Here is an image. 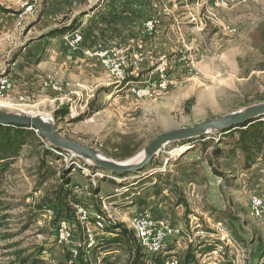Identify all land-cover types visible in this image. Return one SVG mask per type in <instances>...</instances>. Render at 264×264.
I'll return each instance as SVG.
<instances>
[{
    "label": "rangeland",
    "instance_id": "1",
    "mask_svg": "<svg viewBox=\"0 0 264 264\" xmlns=\"http://www.w3.org/2000/svg\"><path fill=\"white\" fill-rule=\"evenodd\" d=\"M215 1L138 0L146 12L150 11L157 27L169 30L176 51L167 56L168 62L177 54L183 65L179 71L166 64L168 77L177 76H173L174 80L170 78L176 84L165 91L155 88L159 77H152L147 83L153 87V94L139 100L128 90L125 81L112 80V95L111 90L103 89L91 100L93 108L102 106L101 112L81 121L76 120L78 116L55 120L53 115L44 114L32 101H27L30 99L10 100L0 96V108L29 116L48 115L57 124L61 136L123 162L139 155L162 132L194 126L264 103V0H246L227 8L215 6ZM46 2L0 0V11L9 8L27 11L20 22L26 29ZM84 3L87 0L72 5L70 10L80 9ZM68 16L61 17L57 23ZM140 75L139 72L138 77L126 81L141 84ZM192 98V104H185ZM220 136L209 134L205 138L208 145L205 150L201 142L204 140L168 145L144 170L123 178L90 169L84 160L71 155L63 157L53 152L57 156H46L45 166L56 174L42 180L37 160L40 149L34 145L24 147L3 187L1 201L11 208L0 211V259L5 264H19L21 257L42 251L45 264L78 263L70 251L83 244L82 250L86 252L87 238L82 237L76 214L66 215L65 209L54 200L62 182L60 178L65 175L70 180L66 188L91 215L102 213L106 222L124 223L128 228L138 212L127 208L133 206L132 202L155 195L152 185L158 177L166 179V186L163 181L158 182L161 199L172 210L171 219L180 223L179 228L190 232V225H200L211 232L221 223L230 230L236 243L230 249L228 262L262 264L264 221L252 217L249 200L252 195L264 198V162L258 160L245 170L240 160L229 157L214 160L210 166L207 159ZM179 147L180 151L173 153ZM97 172L99 176L94 174ZM63 221L73 222L70 227L73 238L66 243L58 240V227ZM110 239L106 236L95 243L96 247L89 248L87 256L92 264H97L99 256L100 264H131L133 256L125 250V242L115 245L108 242ZM100 247L115 250L106 253ZM195 249L204 253L209 247ZM185 251H179L180 259ZM199 257L197 252V260Z\"/></svg>",
    "mask_w": 264,
    "mask_h": 264
},
{
    "label": "crops",
    "instance_id": "2",
    "mask_svg": "<svg viewBox=\"0 0 264 264\" xmlns=\"http://www.w3.org/2000/svg\"><path fill=\"white\" fill-rule=\"evenodd\" d=\"M46 1L45 8L26 29L20 22L27 11L15 8L6 9L9 12L0 11V75L5 74L12 84L7 99H30L27 101H32L48 115L64 107L67 114L58 116L57 120L62 117L66 120L69 107L73 106L78 114L76 120L81 121L97 92L106 89L113 94V78L99 57L91 56L96 51L110 50L121 55L139 52L141 82L157 78L156 70L150 69L157 63H169L170 68L179 71L183 68L177 54L168 62L167 56L176 49L173 51L166 27L158 25L156 34L147 36L145 23L151 19V13L146 12L138 0H87L80 9L72 11L71 0ZM64 16L68 18L58 24L57 20ZM74 31H80L84 39L78 49L72 50L63 36ZM139 72L131 78L138 77ZM173 76L177 75L170 77L174 80ZM47 79L62 85L64 92L42 88L43 80ZM161 196L149 195L143 200L144 204H133L127 209L138 212L137 215L149 213L155 220L180 227L176 219H171L172 210ZM90 228L98 240L108 235ZM87 255L83 257L85 260L90 259ZM96 263H101V256L96 258Z\"/></svg>",
    "mask_w": 264,
    "mask_h": 264
},
{
    "label": "built area",
    "instance_id": "3",
    "mask_svg": "<svg viewBox=\"0 0 264 264\" xmlns=\"http://www.w3.org/2000/svg\"><path fill=\"white\" fill-rule=\"evenodd\" d=\"M85 0H71L73 6L79 5ZM246 0H216L214 5L217 7L227 8L237 4L245 3ZM30 8V7H29ZM156 21L149 19L145 23V31L148 37L156 34ZM83 34L80 31H74L63 36L69 48L72 50L78 49L83 42ZM90 54V52H87ZM91 56L99 57L102 65L108 71L116 83H123L128 86V90L135 95L139 100L151 96L154 92L153 87L147 81L141 84L131 83L126 81L129 77L138 74L141 67V54L132 52L129 55H121L120 53L104 50L96 51ZM159 77V84L155 86L160 91H165L170 85H175L167 75L166 64L163 62L155 68ZM42 88H50L55 92H64V87L52 80H43ZM12 84L5 74L0 75V96L4 97L11 91ZM23 99V98H21ZM78 114L73 106L69 107L68 117L74 119ZM264 121V118L261 120ZM50 150L57 155L65 157L71 155L74 159L80 160L75 155L69 152H60L53 148ZM89 165V164H88ZM90 169L94 168L90 165ZM95 170V169H94ZM96 176L100 173H94ZM250 213L253 218L262 220L264 218V198L260 195H252L249 200ZM75 214L78 224L82 226V237L87 238L86 249L82 250L83 244H77L76 248L72 249L71 257L76 258L81 253L88 254L89 248L93 247L99 237L92 232H103L106 224L102 213L96 212L93 215L88 209L82 205L75 206ZM73 222L63 221L58 227V240L65 243L73 238V231L70 227ZM130 229L133 232L136 243L142 248L143 261L145 264H153V259L157 256L164 257V264H180L179 251L186 250L189 246L193 247H209V249L200 255L198 264H233L229 263L230 249L236 246L235 240L224 225L217 223L210 231H205L200 225H190V232L183 231L181 228L171 225L165 220H155L149 213L136 215L131 219ZM97 262H100L98 260ZM0 264H5L0 259Z\"/></svg>",
    "mask_w": 264,
    "mask_h": 264
},
{
    "label": "trees",
    "instance_id": "4",
    "mask_svg": "<svg viewBox=\"0 0 264 264\" xmlns=\"http://www.w3.org/2000/svg\"><path fill=\"white\" fill-rule=\"evenodd\" d=\"M4 12L9 11L4 10ZM193 102L194 99L192 98L186 100L185 104L190 105ZM92 105L93 101L88 103V110L82 118L102 109V106L93 108ZM66 114L67 111L63 107L62 109L56 110L53 117L57 120L58 116H65ZM205 138L206 137L202 138L204 141L200 140L202 142V150H205L208 147ZM226 138H228V140ZM221 144H224V146L221 147ZM28 145H34V147L40 149V155L37 160L39 163V173L41 170V179L47 180L48 177L56 174L55 171L45 166V157L48 155L52 156L54 154L50 150V147L37 135V133H35V131L22 127L4 126L0 124V211H6L11 208L10 205H6L1 201L5 179L12 173V167L17 162L22 149ZM229 157L240 160L241 168L245 170L249 169L258 160L264 162V121L257 120L251 122L250 124L240 126L238 129L230 130L229 132L221 134L211 152V156L207 159V161L211 166L213 165L214 160L216 161L218 159ZM92 169L94 170L95 168ZM64 176L65 175H62L60 178L62 182L54 193V200L60 208L65 209L66 215L70 214V212L75 214V208L72 209V205L78 206L80 205V202L77 197L73 195L72 191L66 188V186L70 184V180L65 179ZM113 176L118 178L125 177L117 175ZM160 180L161 182L163 181L162 183L166 186V179L158 177L157 181L152 185V189L154 190L152 193L155 195L160 194L162 191L159 184ZM158 188H160V190ZM144 203L145 202L141 200L133 202V204L137 205H142ZM81 232L82 231H80V233ZM104 232H106L108 234L107 236H110L111 238L108 242L115 243V245H120L121 242H125V250L133 256L131 264H145L143 261L142 248L136 243L132 230L127 228L124 223H112L108 221L104 228ZM100 248L106 253H112V250H115L108 247ZM197 252H200V255L203 254L201 253V250H197L195 247L189 246L182 255L180 264H198V260L196 258ZM41 253L42 251L36 254L21 257L18 262L19 264H45L44 257ZM84 255L85 253L79 254V256H77L78 263L71 264H92L91 259L85 260L83 258ZM262 257H264V255H262ZM68 260H71L70 255H68ZM153 264H164V257H155L153 259ZM262 264H264V260Z\"/></svg>",
    "mask_w": 264,
    "mask_h": 264
},
{
    "label": "water",
    "instance_id": "5",
    "mask_svg": "<svg viewBox=\"0 0 264 264\" xmlns=\"http://www.w3.org/2000/svg\"><path fill=\"white\" fill-rule=\"evenodd\" d=\"M49 118L50 121H48L45 115L29 116L7 112L0 108L1 125L33 130L50 148L60 152H69L80 160H84L86 163L89 162L88 164L98 171L111 175L126 176L144 170L152 163L155 156L168 145L199 141L211 133H217L220 136L230 130L238 129L240 126L262 120L264 118V103L252 105L226 116L208 120L194 126L162 132L143 148L139 154L141 158L138 161L131 162L116 161L113 158L104 156L92 146H87L61 136L52 118L50 116Z\"/></svg>",
    "mask_w": 264,
    "mask_h": 264
},
{
    "label": "bare ground",
    "instance_id": "6",
    "mask_svg": "<svg viewBox=\"0 0 264 264\" xmlns=\"http://www.w3.org/2000/svg\"><path fill=\"white\" fill-rule=\"evenodd\" d=\"M46 117H47V115H45ZM49 117V116H48ZM47 117V119H48V121H50V118H48ZM180 147L179 148H176V149H174V151H173V153H176V152H178V151H180ZM141 158V155H137V156H135L134 158H132V159H129V160H127V161H138L139 159ZM89 162H87V164H88Z\"/></svg>",
    "mask_w": 264,
    "mask_h": 264
}]
</instances>
